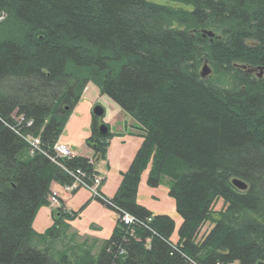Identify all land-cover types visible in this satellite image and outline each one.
Wrapping results in <instances>:
<instances>
[{"label": "trees", "instance_id": "obj_1", "mask_svg": "<svg viewBox=\"0 0 264 264\" xmlns=\"http://www.w3.org/2000/svg\"><path fill=\"white\" fill-rule=\"evenodd\" d=\"M167 1L173 5L0 0V264H63L65 254L56 260L35 243H54L56 225L37 234L32 221L47 203L49 183L68 180L46 154L52 155L86 78L144 128L114 201L137 216L151 214L134 201L151 160L148 185L171 180L189 260L171 252L174 223L159 214L151 222L156 234L139 231L141 241L129 239L126 256L105 248L94 258L79 249L68 264H264V77L234 66H264V0ZM202 27L221 38L209 43L187 34ZM203 59L214 75L206 80L199 74ZM14 112L31 118L29 131L40 136L46 154H27L22 132H15L24 124ZM63 162L81 167L87 161ZM232 178L245 181L247 190L233 187ZM215 196L228 208L206 218ZM204 218L214 228L200 255L191 237ZM112 235L106 246L123 237L119 227Z\"/></svg>", "mask_w": 264, "mask_h": 264}, {"label": "bare ground", "instance_id": "obj_2", "mask_svg": "<svg viewBox=\"0 0 264 264\" xmlns=\"http://www.w3.org/2000/svg\"><path fill=\"white\" fill-rule=\"evenodd\" d=\"M159 1H161L162 3ZM148 2L154 3V4H160V5H167V4L173 5L172 2L167 1V0H148ZM180 6H182L183 9L190 10V7L186 6V4H182ZM187 34L191 38L195 36H199L203 39H207L209 43H212L216 41L217 39L221 38L220 34L215 32L213 29H210L207 27H204V28L202 27L198 29L190 28L189 30H187ZM234 66L249 74H254L255 72L253 71L256 70L257 68L262 70L261 73H264V66L253 67V66L246 65V64H236V63L234 64ZM200 72L202 74H207L211 72L212 73L211 76L213 75L212 68L207 59L202 60ZM200 77H202V75ZM209 77H210V74L207 76L206 79H208ZM79 87H80L79 93L73 96V98H71V101L73 100V103H74L73 108L75 111H77V109L79 108V105L82 104L81 103L82 99H84L86 94L90 92L91 89H96L101 95H106L101 92L99 87L95 85L90 80V78H86L82 80ZM3 89L6 91H11L13 88L9 90L10 87H3ZM65 101L66 100H64L62 104ZM99 107L102 108V110L100 111V114L95 115L93 110ZM64 109L66 111H69V106L64 105ZM105 113H106V110L102 105L95 104V103L91 105L90 119H88L89 123L86 120L87 123L83 124V125H87V126H83V128L85 130L88 129L89 135L87 133L85 137L81 136L82 144L85 150L87 152H90V155H81V156H77L75 151L70 146H68L65 143H62L59 140L60 136L64 133L65 129L68 126V123L70 121L69 119L72 116V111L70 115L68 116V120L66 121V124L62 130V133L60 134L58 140H56V142L52 146V155L50 156L42 151L40 136L33 135V133L29 131L32 126L31 118L27 119L22 114L16 115V112L13 114L14 119L15 120L17 119L18 124H24L21 127H19V129H17L18 131H15V130L14 131L17 134L19 133V131L22 132L21 134H19V136L21 137L22 141L24 143H27L28 145L27 154L30 156L32 153H35V151L46 154L50 162H52L54 166L62 170L68 177V180L65 182L53 181V182H50L48 185L49 187H48V192L46 196L47 203L42 206L49 207L48 214H47V215H50V221H51V224L49 225V227L45 228L43 232H38L33 227V223L38 215V210L40 208H43L42 206H40L36 210V213L34 215V218L32 221V230L36 232L37 234H44L50 228H52L53 225H56L59 233L56 232L58 235L55 237L53 244L62 243V240L66 241V239H67V242L73 243L75 241L77 242L78 238L81 237L85 241L84 244L86 243L83 249L86 251H89V253L90 252L93 254L95 253V255L93 256L94 258L97 257L101 253V250L105 248L107 252H112L115 248V250H117L120 256L122 255L126 256L127 255L126 244L129 242V239H134L135 241H141V239L138 237L139 231H141L142 233L146 232L147 234L151 232V235L156 234V231L151 226V222L154 219V215L165 214V216L171 219L172 222L174 223V228H173L174 230L167 240V242L171 246V252L180 255V257L181 258L183 257V259L186 261L189 260V257L187 256V254L182 251L184 247L183 239H181L178 231H179L180 225L182 224L183 218L180 215V213L177 211V206H176L177 204H176L175 199L172 197L174 200L175 211L180 218V223L177 228H176L175 219L172 216H170L168 213L152 211L148 209V207H145L143 203L141 204L139 202V196L141 194L139 191V186L141 184L140 183L141 174L147 170L146 176L148 179L149 171L151 168V160L148 161L147 167L140 173V179L136 185V191L134 195V201L137 202L139 205H141L143 208L147 209L151 214L147 216H143V217L137 216L135 214L125 211L114 201V197L117 195V192L122 184L123 177L121 173L128 169L129 165L134 160L136 152L140 149L141 144H142V136L144 134V130H143L144 128L135 119H134L135 124L133 122V126L134 125L140 126L139 128L142 130V135L139 136L140 138L136 136L132 131L129 132L130 126L125 125V122L127 120L124 119L123 122L122 121L119 122L121 125H123V128H124L122 133H120V134H124L121 137L122 139L124 137L127 138L124 142L127 143V141L128 142L135 141L138 143V146L137 148H135L134 151L131 148V152L133 151L134 155L128 167L125 170L117 171L116 178L117 179L120 178V180L118 181L117 188L114 190L113 195L111 196L108 195L109 193L105 190V186L110 184L112 180L116 181V179L112 177L114 173H116V171H114V167L112 163L108 160L109 154H110L108 150H109L111 141L115 138V134L117 133V132L115 133L113 132V127L111 126L112 124L106 121H103ZM32 145L36 146L35 150H32L30 148V146ZM76 157L84 158L86 159L87 162L85 163V165L81 167H73L69 165L68 163L63 162L64 160H71ZM168 180H169V186H170L171 180L169 178ZM230 182L233 187H235L236 189L240 191L247 190L248 188L247 183L241 180L240 178H232ZM146 183L148 184V181ZM157 186H150V187H157ZM169 189H168V192H169ZM80 191L88 192L89 198L85 199L83 202L76 201L80 199V197L76 196L78 195ZM92 204H96V205L93 206ZM99 205L102 208H104L106 211H110L113 214V217H115L116 219L114 223V228L119 227L121 229L123 237L121 240L118 239L119 241L118 243H116L117 240H115L113 244L110 243L106 246V242L109 241L111 237L113 236L112 235L113 230H112L109 233L108 237H103L102 238L103 242L98 243L97 246L93 245L92 242H90V244L93 245L92 247L88 243V241H90L88 238H91V241L93 240L95 241V239H98V238H97V235L94 236L93 233H97V232L99 233V231L100 232L102 231V227L98 226L96 222L90 221L91 223L89 224L88 228L86 227V230H84V233L81 231H76V233L74 231H71V233L67 231L69 228L73 227L72 223L77 224L78 221L82 220L81 218H83L84 212L94 210L92 208L98 207ZM227 208H228V201L222 196H218V197L215 196L214 198L209 200L208 209H207V213L209 214V216H207L206 218H210V217L217 218L219 214H221L223 211H226ZM263 220H264V214H263ZM207 225L208 227L204 229L205 226ZM109 226L110 224L108 223L106 227L109 228ZM213 228H214V225L212 223V220L204 218L199 228L194 232L193 236L191 237V243L195 247V249H197L198 254L200 255L203 254L202 252L203 245L207 241V237L210 235ZM52 234H54V232H52ZM174 234L176 235L175 238H173ZM35 243H39V242H35ZM143 245L146 250H149L151 248V237H146L144 239ZM42 250H45V249H42ZM62 254H65L63 255V260H62L63 264H68V260L69 262L73 260V256L70 259L67 252H63ZM61 256L62 255H60L58 259H60ZM193 264H196V263H193ZM228 264H237V263L232 262Z\"/></svg>", "mask_w": 264, "mask_h": 264}, {"label": "rangeland", "instance_id": "obj_3", "mask_svg": "<svg viewBox=\"0 0 264 264\" xmlns=\"http://www.w3.org/2000/svg\"><path fill=\"white\" fill-rule=\"evenodd\" d=\"M159 2H161V1H159ZM261 71L262 70L258 69V68L256 70H254L253 71V72H255L254 76L257 78H263L264 73H261ZM199 74H200V76L202 75V77H201L202 79H206L207 76L209 74L211 76L212 73L209 72L207 74H202L200 72ZM81 103L82 104L79 105L78 111L73 112L74 111V108H73L72 118H71L70 124H69L70 129L66 128L63 135L68 136L71 133V131H73V132H75V135L73 136L75 138V140L79 139V141H82L81 136L84 135V131H85V130H82L83 126H84L83 125L84 119L85 118L90 119L91 105L94 103L102 105L105 108L106 113L104 115L103 121H106L108 123H114V125H115L116 123H119L120 121H123L125 119V120H127L125 122V125L130 126V131H132L138 137L142 135V130L139 128L140 126H135V125L133 126V122L135 124L134 119L126 111H124L119 105H117L114 101H112V99H110L106 95H101L96 89H91L90 92H88L86 94L84 99H82ZM114 125L112 124L111 126L114 127ZM121 126L123 127V125H121ZM115 142L117 143L119 141L116 140ZM118 144H121V148L119 149V151L123 155L124 163H126V162L129 163V157H130V155L133 154V152L131 154V148L133 147L132 145H134V143L132 141L131 142L127 141L126 145H124L123 141H120ZM32 146H33V148H32ZM32 146H30V148L32 150H35L36 146H34V145H32ZM149 167H150V165H149ZM146 172H147V170L141 174V181H140L141 184L139 186V191L141 194L139 196V202H141L143 204H149V207H150V209H152V211L168 213L170 216H172L175 219L176 228H177L179 223H180V218L175 211L174 200L169 195V192H168V189H169L168 178L163 177V178H161V182L157 187H150L146 183L147 182ZM76 201H81V199H78ZM42 207L43 208H40L38 210V215L36 217V221L33 223V227L35 229H43V228H46L47 226L50 225V215H47L49 207H45V206H42ZM92 209H94V210L84 212L83 218H81L82 220L78 221L77 224L72 223L73 227L69 228L67 232L71 233V231H74L76 233V231H81L84 233V229L86 227L88 228L89 224L91 223L90 220H92V219L96 220L100 215L103 217L104 220L102 223L103 224L102 231L101 232L99 231V233L97 232V238L98 239H95V241L94 240L91 241V238H88L90 240V241H88L89 244H90V242H92L93 245L97 246L98 243L103 242V239H102L103 237H108L109 230L106 226L108 225V223L113 222L114 217L110 211H106L105 209H103L104 210L103 211L100 209L99 206L93 207ZM207 227H208V225L205 226L204 229H206ZM175 237H176V235L174 234L173 238H175ZM84 242L85 241L81 237H79L78 241L77 242L75 241L73 243L67 242V239H66V241L62 240V243L53 244V243H51V241H48V242L42 243V244L36 243V246L39 247L40 249H45L55 259H58L63 252H67L68 256H70L72 258L71 253L73 251L76 252V250H79V249H81L82 251L84 250L83 247L86 244V243L84 244ZM93 245H91V246L93 247ZM91 255L94 256L95 253L94 254L91 253Z\"/></svg>", "mask_w": 264, "mask_h": 264}, {"label": "crops", "instance_id": "obj_4", "mask_svg": "<svg viewBox=\"0 0 264 264\" xmlns=\"http://www.w3.org/2000/svg\"><path fill=\"white\" fill-rule=\"evenodd\" d=\"M77 111H78V109H77ZM74 112H75V110H74ZM73 113V112H72ZM71 118H72V116H71ZM71 118L69 119V120H71ZM88 121V123H89V120L88 119H84V123H87V121ZM86 121V122H85ZM123 122V121H122ZM69 124H70V121H69V123H68V126H67V129H70L69 128ZM110 124H113L114 125V123H110ZM84 126H87V125H84ZM84 129V128H83ZM85 130V129H84ZM124 130V128L120 125V123H116L115 125H114V127H113V132L115 133V132H117L116 134H115V138L111 141V143H110V146H109V152H110V154H109V158H108V160L112 163V165H113V167H114V171H116V173H114V175L112 176V177H114L115 179H116V181L114 180H112L111 182H110V184H108L107 186H105V190L109 193L108 195H113V192H114V190L117 188V185H118V181L120 180V178H116L117 177V171L118 170H125L126 168H127V166L129 165V163L131 162V159H132V157H133V155H134V153L132 154V152L135 150V148H137V146H138V143L137 142H135V141H132L133 143H134V145H132L133 147H132V152H131V154L132 155H130V157H129V163H124V160H123V155H122V153L119 151V149L121 148V144H118L120 141H123V143H124V145H126V143L124 142L127 138H123L122 139V137L121 136H123L124 134H120V133H122V131ZM79 132V131H78ZM129 132H131V131H129ZM87 133H88V135H89V131H88V129L87 130H85L84 131V137H85V135H87ZM73 134V135H72ZM75 135V132H73V131H71V133L68 135V136H66V135H61L60 136V138H59V140L62 142V143H65V144H67L68 146H70L74 151H75V153L77 154V156H81V155H90V152H87L86 150H85V148H84V146H83V144H82V141H79V139L77 140H75V138L73 137ZM81 136V135H80ZM130 138V137H129ZM116 140H118L119 142H115ZM135 146V147H134ZM128 164V165H127ZM77 197H80V199H81V201L80 202H83L85 199H88L89 198V194H88V192H86V191H81V192H79L78 193V195H76ZM64 201V200H63ZM65 203V202H64ZM141 203V202H140ZM142 204V203H141ZM92 205H96V204H92ZM145 205V207H148V209H150V207H149V204H144ZM99 207H100V209L101 210H103L104 208H102L100 205H99ZM150 210H152V209H150ZM104 211V210H103ZM103 217L102 216H100L99 215V217L96 219V220H90V221H93V222H96V224L98 225V226H101L102 228H103ZM115 217H114V219H113V222H110L109 224H110V226H109V228H108V230H109V233L113 230V228H114V223H115ZM35 221H36V219H35ZM34 221V222H35ZM50 224H51V221H50ZM47 227H49V226H47ZM46 227V228H47ZM45 228H43V229H36L38 232H43V230H44ZM86 229V228H85ZM84 229V230H85ZM94 234V236H96L97 235V233H93ZM92 234V235H93Z\"/></svg>", "mask_w": 264, "mask_h": 264}, {"label": "water", "instance_id": "obj_5", "mask_svg": "<svg viewBox=\"0 0 264 264\" xmlns=\"http://www.w3.org/2000/svg\"><path fill=\"white\" fill-rule=\"evenodd\" d=\"M102 110V108H95L94 110H93V112H94V114L95 115H97V114H100V111Z\"/></svg>", "mask_w": 264, "mask_h": 264}]
</instances>
